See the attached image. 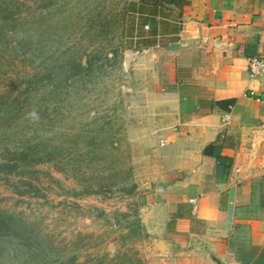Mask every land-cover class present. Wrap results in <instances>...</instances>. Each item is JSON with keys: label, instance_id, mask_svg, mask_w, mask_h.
Instances as JSON below:
<instances>
[{"label": "rangeland", "instance_id": "obj_1", "mask_svg": "<svg viewBox=\"0 0 264 264\" xmlns=\"http://www.w3.org/2000/svg\"><path fill=\"white\" fill-rule=\"evenodd\" d=\"M139 1L23 0L25 17L0 15V161L22 149L52 155L18 174L0 170V264H164L149 251L140 197L174 179L182 125L144 20L150 8L132 10ZM85 53L94 74L64 84L56 105L40 94L6 100L23 89V67L61 71Z\"/></svg>", "mask_w": 264, "mask_h": 264}, {"label": "crops", "instance_id": "obj_2", "mask_svg": "<svg viewBox=\"0 0 264 264\" xmlns=\"http://www.w3.org/2000/svg\"><path fill=\"white\" fill-rule=\"evenodd\" d=\"M145 7L182 125L174 179L140 197L149 251L164 264H252L264 247V72L251 79L248 63L264 59V0ZM226 99L236 100L229 113L209 105ZM219 139L217 162L203 150Z\"/></svg>", "mask_w": 264, "mask_h": 264}, {"label": "trees", "instance_id": "obj_3", "mask_svg": "<svg viewBox=\"0 0 264 264\" xmlns=\"http://www.w3.org/2000/svg\"><path fill=\"white\" fill-rule=\"evenodd\" d=\"M22 2L23 0H17L15 2V6L12 9H3L0 7V15L4 18V22H16L22 17L26 16V13L24 14V12H22L20 8ZM150 4L155 6H172L176 9L181 10L187 4V0H140L138 3L132 5V10H137L138 7L142 8ZM134 22L135 19L132 17L130 23L134 24ZM0 29L2 28L0 27ZM137 39L140 40V37H137ZM118 53V47L114 48L113 55H115L116 57ZM106 58H108V55H106ZM25 60L28 61L26 57L24 58V62ZM12 64L11 66H13ZM41 65H45V63H42ZM94 65V56H90L85 53L84 59L83 56H70L68 58V62L63 66L61 65V71H58V68L56 66H50L48 71L44 72L43 74L42 72L36 71L34 68L32 69V71H27L26 67H23L22 71L20 72L21 74H19L21 76L20 78H22V81H20L21 83L19 84L23 83V89L17 91L15 95H12V97L9 95L5 98L6 100H15L18 95H24L27 100H30L35 95L40 94L42 96L40 97L44 98L46 101L49 100L51 102L52 100H57L53 104L56 105L60 96V88L64 84L67 87L73 88V84L76 82V80H84L86 78H90L94 74ZM55 68H57V71ZM235 102V99H226L210 102L209 105L211 108H220L229 113L231 111L230 107H233L235 105ZM52 110L56 111L57 108L53 107ZM221 148L222 144L219 139L214 143L208 145L203 150V154L214 158L218 162L222 159ZM45 157L50 159L52 158V155L47 154L45 155ZM42 160L43 157H41L36 151H32L30 149L14 150L12 152H9L8 155H5L3 161H0V170L7 175L18 174L24 167H30L34 164L43 162L44 160ZM90 190L94 189L90 187V189H88V192H93ZM0 228H5V230L8 229V227L2 222H0ZM252 264H264V247L260 250L258 256Z\"/></svg>", "mask_w": 264, "mask_h": 264}, {"label": "built area", "instance_id": "obj_4", "mask_svg": "<svg viewBox=\"0 0 264 264\" xmlns=\"http://www.w3.org/2000/svg\"><path fill=\"white\" fill-rule=\"evenodd\" d=\"M145 28L148 29L147 26H145ZM248 71H249V77L251 79L261 76L264 72V59L256 57V58L249 60ZM244 96L248 97L250 95L245 94ZM231 108L232 107H230V110Z\"/></svg>", "mask_w": 264, "mask_h": 264}, {"label": "water", "instance_id": "obj_5", "mask_svg": "<svg viewBox=\"0 0 264 264\" xmlns=\"http://www.w3.org/2000/svg\"><path fill=\"white\" fill-rule=\"evenodd\" d=\"M179 47L176 44H172L170 45L167 50L168 51H175L177 50ZM155 248L159 251V252H163L164 251V246L163 243L161 241H156L154 244Z\"/></svg>", "mask_w": 264, "mask_h": 264}]
</instances>
